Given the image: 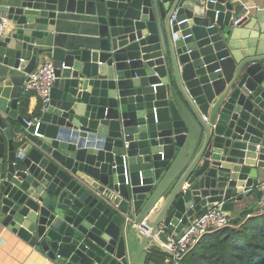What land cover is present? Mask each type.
I'll use <instances>...</instances> for the list:
<instances>
[{"label": "water", "instance_id": "1", "mask_svg": "<svg viewBox=\"0 0 264 264\" xmlns=\"http://www.w3.org/2000/svg\"><path fill=\"white\" fill-rule=\"evenodd\" d=\"M0 4V223L18 243L49 264H141L260 187L263 8L240 26L235 0ZM43 57L37 128L20 98Z\"/></svg>", "mask_w": 264, "mask_h": 264}, {"label": "trees", "instance_id": "2", "mask_svg": "<svg viewBox=\"0 0 264 264\" xmlns=\"http://www.w3.org/2000/svg\"><path fill=\"white\" fill-rule=\"evenodd\" d=\"M23 104L27 112L28 96ZM166 258L163 251L153 250L145 264L164 263ZM180 264H264V210L248 209L228 227L206 234Z\"/></svg>", "mask_w": 264, "mask_h": 264}, {"label": "built area", "instance_id": "3", "mask_svg": "<svg viewBox=\"0 0 264 264\" xmlns=\"http://www.w3.org/2000/svg\"><path fill=\"white\" fill-rule=\"evenodd\" d=\"M251 8H245L242 15L237 17L234 24L244 26L249 21ZM175 19V16L173 17ZM10 22L6 17L0 16V41L8 34ZM177 40V34H174ZM55 81V68L50 60L44 61L41 66L30 75L25 86V92H33L40 101V106L50 100V94ZM27 126H39V118L32 117L25 120ZM127 175V173H126ZM259 207L264 210V182L260 187ZM231 216L221 208L209 209L205 214L191 221L184 229L182 235L170 238L168 244L160 243V249L167 254V264H180L183 258L208 233L221 230L231 224Z\"/></svg>", "mask_w": 264, "mask_h": 264}, {"label": "crops", "instance_id": "4", "mask_svg": "<svg viewBox=\"0 0 264 264\" xmlns=\"http://www.w3.org/2000/svg\"><path fill=\"white\" fill-rule=\"evenodd\" d=\"M236 5L239 7L240 17L245 10V8H251V15L250 18L256 14L257 9L263 8L264 9V0H235ZM1 5V4H0ZM0 16L6 17L5 15L0 13ZM247 21L245 25L248 23ZM244 25V26H245ZM9 32V31H8ZM47 61L46 58H42L39 62H31L26 69L23 77L22 83V92L20 102L22 103V109L24 110L23 100L28 96V108L26 113L27 118H32L37 115L39 109V99L35 93L25 92V86L31 74H33L41 64ZM260 181L261 183L264 182V169H260ZM259 198H260V189H255L251 194L242 199H230L221 204H214L209 205L207 208H204L200 211L199 214L195 216V219L200 217L201 213L207 212L209 209L212 208H221L222 210L228 212L231 218H238L239 215L248 210V209H256L259 207ZM205 212V213H206ZM192 220V221H193ZM159 246L156 250H161ZM153 251V250H152ZM151 251V252H152ZM162 251V250H161ZM151 252L144 253L141 257V264H145L146 259L148 258ZM0 264H49L48 261L43 258L37 252L32 251L28 246L23 243H18L16 239L5 229L0 223ZM157 264H167L166 261L157 263Z\"/></svg>", "mask_w": 264, "mask_h": 264}]
</instances>
